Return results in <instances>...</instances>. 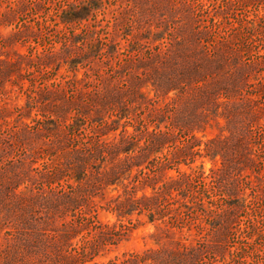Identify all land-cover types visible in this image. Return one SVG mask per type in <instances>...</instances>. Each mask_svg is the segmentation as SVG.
Listing matches in <instances>:
<instances>
[{"label":"trees","instance_id":"trees-1","mask_svg":"<svg viewBox=\"0 0 264 264\" xmlns=\"http://www.w3.org/2000/svg\"><path fill=\"white\" fill-rule=\"evenodd\" d=\"M19 1L8 0V10L0 12V23H9L7 19L25 9ZM88 3L82 10L64 8L61 23L71 25L88 20L100 5L99 0ZM226 10L223 8L224 12ZM126 12L129 11L124 12L121 21L127 20ZM219 13L209 16L208 22L204 23L205 29L195 28L185 48L148 52L147 60L125 58L123 67L131 63L137 69L156 64L164 68V72L156 70L153 75L139 73L133 85L118 83L116 88L102 90L100 78L102 81L104 77L111 79L105 75L96 83L94 75H98L99 70L91 61L101 55L103 45L108 46L110 55L120 52L117 43L90 41V31L84 36L82 32L69 35L70 48L66 47L63 58L58 51L38 55L42 68L59 70L66 63L68 71L74 75L64 74L65 84L54 82L51 89L38 94L35 102L38 117L34 119L37 126L24 122L21 132L17 125L6 131L0 129L1 160L8 161L4 169L0 167V176L4 174L10 178L0 194V234H8L6 243L1 244L0 261L6 264H104L95 262V257L100 249L117 243L130 231L131 226L124 218L136 211H147L151 222H163L152 235L161 246L113 259L109 264H255L247 261L246 255L255 251L262 256L264 249V177L261 175L264 165L260 164L258 153L259 143L264 138V123L255 125L256 128L252 124L264 113L257 96L262 81L258 77L254 78L259 79L258 82L253 81L249 76V69L255 70L259 63L244 66L228 80L230 83H223L211 72L213 64L218 62L211 37L214 28L222 24ZM146 17L139 14L137 23L141 25ZM15 27L10 36L18 39L23 29ZM163 32L141 34L135 38L132 47L136 49L142 41L157 43L164 38ZM94 33L95 30H91V35ZM71 44H77L79 51L71 50L77 49ZM19 56L7 66H21L24 55ZM8 62L0 60V74L2 64ZM222 64L219 62V66ZM81 67L87 70L78 77ZM117 76H123L122 70L115 79ZM213 80L222 87H217ZM150 81L158 88L156 93L168 94L175 90L177 96L187 101V106L175 108L170 123H166L170 109L165 110L163 106L155 116L152 129L139 115L143 103L150 99L143 91L144 83ZM239 82L245 88L239 90ZM93 83H96L93 89L82 90ZM241 90L250 94L242 103H234L243 109L242 105H245L250 113L242 135L240 132L236 140L199 139L197 131L205 129L210 115L225 114L220 109L221 105L229 104L226 100L229 92ZM27 106L16 107L15 120L32 113L33 106ZM14 111L8 107L0 108V120H5L9 128L12 121L7 119ZM87 121L91 122L89 131H86ZM129 126H133V130ZM118 130L117 135L109 137ZM27 140L36 144L29 145ZM14 151L17 159L13 158ZM198 155L213 160L220 157V165L208 174L202 170L185 172L177 166L178 175L164 180L167 169L173 168L174 164L193 163ZM245 169L252 172L244 173ZM219 180L229 185L231 211H217L207 235L204 233L206 228L199 229L195 233V242H191L184 228L193 225L185 215L198 212L196 208L202 204L195 195V187L204 182L208 191V184ZM241 182L251 188L245 198L240 196L243 193ZM23 184H26L25 189L19 190ZM111 187L117 194L107 198L106 192ZM147 187L154 193L137 195L138 190ZM101 209L115 213L119 221H101ZM209 210L210 213L215 211L213 206ZM240 212L246 214L244 224ZM233 238L241 241V248L233 251L232 259L227 260L225 252ZM162 239L166 241L161 244Z\"/></svg>","mask_w":264,"mask_h":264},{"label":"rangeland","instance_id":"rangeland-1","mask_svg":"<svg viewBox=\"0 0 264 264\" xmlns=\"http://www.w3.org/2000/svg\"><path fill=\"white\" fill-rule=\"evenodd\" d=\"M19 2L25 9L23 8L22 12L7 19L6 22L9 23H0V60L10 61L3 63L1 66L3 72L0 74V106L15 109L13 114L11 113L7 119L12 121L10 128L7 127L8 123L5 120H0V129L4 131L17 125L21 132L24 130V122L37 126V124H34V119L38 117L35 103L38 94L45 89H51L54 82L61 81L65 84L64 74L67 76L74 75L73 72L68 71L66 63L59 70H55L52 67L48 69L42 68L38 63V55L40 53L45 55L49 52L58 51L61 54L60 57L63 58L66 47L70 48V42L68 43L67 37L73 32H82L84 36L88 35L90 31V41L101 40L105 44L117 43L119 54L117 51L116 54L110 55L108 46L103 45L101 55L94 59V61H91L93 67L99 70V72H96L98 75H94L96 83L102 75L111 76L112 80L104 77L102 81V77L100 78V88L107 90L108 88H116L115 85L118 83L122 86L133 85V82L136 81L135 76L142 72H148L149 74H155L156 70L164 72L163 66L157 64L141 69L131 66V63L127 67H123V64L125 58H142L147 60L148 52L157 53L160 49L162 52L169 50L171 52L174 51L173 48L187 47L186 45L189 43L188 38L195 31V28L200 27L205 29L204 23H207L209 16L214 13L216 14V12H220L218 19H222L223 21L220 27L214 28L211 37L212 45L214 46L212 49L217 54L216 58L218 60V62L216 61L213 64L211 72H214L213 74L219 77L223 83H230L228 80L243 69L244 66L259 63V66L255 70L253 68L249 69L251 74L249 76L253 81L258 82L259 79L262 81L257 96L258 103L264 107V0H99L100 5L93 10L88 20L78 21L71 25L61 23L60 16L62 10L64 8L82 10L83 7L89 4V0H20ZM9 4L8 0H0V12L8 10ZM223 8L227 9L226 12L223 11ZM125 11H129L128 14L127 12L125 13L127 20L123 21L122 19L121 21L120 18H123L122 15H124ZM139 14L147 16L145 22L141 25L136 21L139 18ZM198 23H201V26ZM15 26L22 27L23 29L18 39L10 36L16 29ZM91 30H95L96 33L91 35ZM150 31H164V38L157 43L142 41L136 49L132 47L135 46V38ZM178 42H180V45ZM80 43H78L79 46ZM78 45L71 44L73 48H77L71 50L79 51ZM83 46L84 44L82 43ZM19 55H24L22 65L16 64L8 67L7 65H10L12 61L20 58ZM219 62L223 63L222 66H219ZM86 70L87 68L81 67L78 77H82ZM121 70L123 76H117L115 79V76ZM256 77L259 79H254ZM96 83L90 86L85 85L82 90L93 89ZM214 84L220 87L217 81H214ZM237 85L239 90L245 88L240 82ZM231 88L232 86H230ZM156 89L158 88H156L153 82L144 83L143 91L149 95L150 99L143 103V109L139 113L151 129L155 126L157 112L162 110L163 106L165 110L170 109L166 123H170L172 118H174L175 114L173 111L177 106L179 108L187 106L185 98L177 96L178 92L175 90L165 94L164 92L156 93ZM241 91L238 93L229 92V97L226 99L230 101L229 104L227 106L221 105L220 109L225 114H219L218 116L210 115L208 123L204 124L206 126L205 129L202 128L197 131L199 139L207 141L216 137L236 140V136L240 132V136L242 135L250 113L246 110L245 105H242L244 106L243 109L238 105H234V103H242L243 100H247L250 94L247 91ZM28 103L30 104L28 105ZM26 106L28 108L33 106L32 113H26L28 116H25L24 119L18 118L15 120L18 112V108L16 107ZM229 115L231 118H229ZM251 119L254 120L253 118ZM261 123H264V113L260 115L258 122L252 124L256 128ZM90 128L91 122L87 121L86 129L88 130L86 131H89ZM258 128L261 129V127ZM129 129L133 130V126H129ZM119 132L120 130L112 132L109 137H113ZM32 142V140L26 141L29 145L36 144ZM257 146L255 143L256 148ZM258 149L260 164L264 165V138L259 143ZM19 152L22 153V150H19ZM13 158H18L16 151L13 152ZM1 159L2 155L0 152V167L4 169L8 161L5 158ZM219 159L220 157L217 160H213L209 156L201 157L198 155L193 163L189 161L188 163L183 162L179 165L174 164L173 168L166 170L167 176L164 180H167L169 176L178 175L177 166L185 172L202 170L205 174H208L212 168L220 165ZM249 172H252V170H244V173ZM261 175L264 177V169ZM0 177L1 194L3 186L10 181V178L9 176H4V174H1ZM162 183L163 181L158 186ZM240 185L243 192L240 196L242 198L249 196L251 188H248L242 182ZM227 186L229 185L223 180H219L212 185L208 184V191L204 188V182L196 185L195 195L202 204L196 208L198 212H188L185 215L186 220H189L193 225V227L186 225L184 228V233L189 235V241L195 242V233L199 229L205 230L206 228L204 233L207 235L209 231L208 227L215 220L214 214L217 211H222L223 213L231 211L229 209L231 199H229V189ZM25 187L26 184H23L19 190H24ZM144 192L148 195L154 193L151 187H147L145 190H138L137 195L141 196ZM106 193L107 198L117 194L116 191H113V187L108 188ZM213 198L218 203L216 201L213 202ZM212 206L215 211L210 213L211 210L209 209ZM171 212L172 215L175 214L173 211ZM240 218L244 224L246 220L245 212H240ZM99 219L105 223L119 221L118 216L107 209L100 210ZM124 221L131 226L130 231L117 243L109 244L104 249H100L99 254L95 257V262L109 264L113 259H123L125 255L129 256L132 253H140L146 249L159 248L161 246L157 243L156 237L152 236L153 233L158 231V226L163 224L161 220H157L155 223L151 222L147 211L143 213L136 211L129 217L124 218ZM177 230L175 228V231ZM6 237H8V234H0V251L2 248L1 244H5L7 241ZM79 237L74 239V241L78 240ZM164 239L161 240V244L166 241ZM240 248L241 241L236 238L231 239L225 252L227 260H231L233 257L232 252ZM261 255L258 256L253 251V253L246 255V260L249 262L253 261L255 264H264V249ZM0 264L6 263L0 261Z\"/></svg>","mask_w":264,"mask_h":264}]
</instances>
